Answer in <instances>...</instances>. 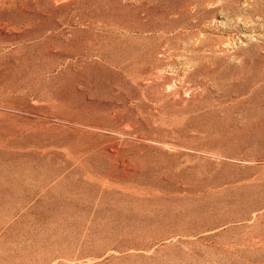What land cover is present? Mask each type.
Returning <instances> with one entry per match:
<instances>
[{
    "label": "rangeland",
    "instance_id": "rangeland-1",
    "mask_svg": "<svg viewBox=\"0 0 264 264\" xmlns=\"http://www.w3.org/2000/svg\"><path fill=\"white\" fill-rule=\"evenodd\" d=\"M0 264H264V0H0Z\"/></svg>",
    "mask_w": 264,
    "mask_h": 264
},
{
    "label": "bare ground",
    "instance_id": "bare-ground-1",
    "mask_svg": "<svg viewBox=\"0 0 264 264\" xmlns=\"http://www.w3.org/2000/svg\"><path fill=\"white\" fill-rule=\"evenodd\" d=\"M244 36V35H243ZM233 42V41H232ZM226 44V43H225ZM232 45V44H231Z\"/></svg>",
    "mask_w": 264,
    "mask_h": 264
}]
</instances>
